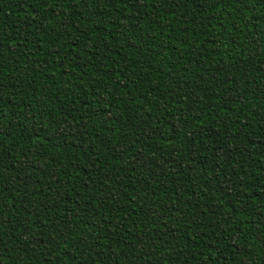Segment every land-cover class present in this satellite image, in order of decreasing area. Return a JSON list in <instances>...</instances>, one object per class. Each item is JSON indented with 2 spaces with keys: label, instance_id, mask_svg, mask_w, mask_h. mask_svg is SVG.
Masks as SVG:
<instances>
[{
  "label": "trees",
  "instance_id": "16d2710c",
  "mask_svg": "<svg viewBox=\"0 0 264 264\" xmlns=\"http://www.w3.org/2000/svg\"><path fill=\"white\" fill-rule=\"evenodd\" d=\"M0 264H264V0H0Z\"/></svg>",
  "mask_w": 264,
  "mask_h": 264
},
{
  "label": "snow or ice",
  "instance_id": "6c2138e0",
  "mask_svg": "<svg viewBox=\"0 0 264 264\" xmlns=\"http://www.w3.org/2000/svg\"><path fill=\"white\" fill-rule=\"evenodd\" d=\"M0 135H2V133H0Z\"/></svg>",
  "mask_w": 264,
  "mask_h": 264
}]
</instances>
